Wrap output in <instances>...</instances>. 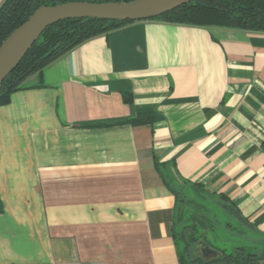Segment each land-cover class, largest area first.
Returning a JSON list of instances; mask_svg holds the SVG:
<instances>
[{
    "label": "crops",
    "instance_id": "0c3cea01",
    "mask_svg": "<svg viewBox=\"0 0 264 264\" xmlns=\"http://www.w3.org/2000/svg\"><path fill=\"white\" fill-rule=\"evenodd\" d=\"M168 172L264 243V33L135 21L28 77L0 106V264H179Z\"/></svg>",
    "mask_w": 264,
    "mask_h": 264
},
{
    "label": "trees",
    "instance_id": "16d2710c",
    "mask_svg": "<svg viewBox=\"0 0 264 264\" xmlns=\"http://www.w3.org/2000/svg\"><path fill=\"white\" fill-rule=\"evenodd\" d=\"M78 1L100 4L127 3L134 0H4L0 5V45L13 30L23 24L38 8ZM154 19L173 24L264 33V0H192ZM129 23L132 22L72 19L46 28L17 66L2 81L0 106L9 102L12 93L22 89V84L28 77L41 72L56 58L90 38L115 31ZM129 123L137 126V124L145 123V120L136 118L129 120ZM162 177L164 180L165 177L168 179L166 185L170 186L176 205L183 211L181 233H177V228H173L179 264H255L264 259V248L258 253L253 248L248 249L244 246H235L227 250L226 248L215 247L212 243H209V247L213 251L207 259L194 257L190 252V246L199 239L201 229L190 218L193 214H198L203 206L192 197L215 198L220 207L232 215L241 226L246 227L247 224L233 204L224 197L207 194L205 190L193 182H177L169 172L163 174Z\"/></svg>",
    "mask_w": 264,
    "mask_h": 264
},
{
    "label": "water",
    "instance_id": "95a60500",
    "mask_svg": "<svg viewBox=\"0 0 264 264\" xmlns=\"http://www.w3.org/2000/svg\"><path fill=\"white\" fill-rule=\"evenodd\" d=\"M192 0H134L131 2H69L42 6L13 30L0 45V89L2 81L17 66L42 32L53 25L72 19L135 22L160 17ZM203 251L202 255H209Z\"/></svg>",
    "mask_w": 264,
    "mask_h": 264
},
{
    "label": "rangeland",
    "instance_id": "374dc122",
    "mask_svg": "<svg viewBox=\"0 0 264 264\" xmlns=\"http://www.w3.org/2000/svg\"><path fill=\"white\" fill-rule=\"evenodd\" d=\"M203 206L198 211L200 216H204L208 223V228L200 230L199 239L190 246V252L194 257L208 258V255H202L203 251H213L210 244L215 247H222L230 250L235 246H244L248 249H254L260 252L264 243H258L256 238L252 237L232 215L226 213L219 205L218 200L208 197H192ZM229 225V226H228ZM183 225L180 223L177 227V233H181ZM264 241V240H263ZM197 247V248H196Z\"/></svg>",
    "mask_w": 264,
    "mask_h": 264
},
{
    "label": "built area",
    "instance_id": "2783aa9c",
    "mask_svg": "<svg viewBox=\"0 0 264 264\" xmlns=\"http://www.w3.org/2000/svg\"><path fill=\"white\" fill-rule=\"evenodd\" d=\"M255 264H264V259H262V260L256 262Z\"/></svg>",
    "mask_w": 264,
    "mask_h": 264
}]
</instances>
